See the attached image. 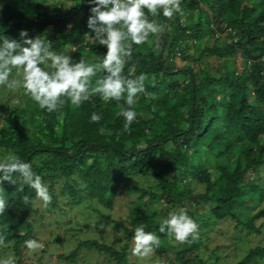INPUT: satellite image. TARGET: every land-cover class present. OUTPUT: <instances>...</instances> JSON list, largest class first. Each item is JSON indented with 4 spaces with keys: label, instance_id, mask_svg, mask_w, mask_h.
Returning <instances> with one entry per match:
<instances>
[{
    "label": "trees",
    "instance_id": "trees-1",
    "mask_svg": "<svg viewBox=\"0 0 264 264\" xmlns=\"http://www.w3.org/2000/svg\"><path fill=\"white\" fill-rule=\"evenodd\" d=\"M91 6L87 0H6L0 7V44L4 38L21 40L19 33L26 29L32 38L47 35L53 50L73 61L81 55L89 62L101 60L107 48L92 39L95 33L87 26ZM181 6L183 17L177 14L170 21L162 13L149 14L172 29L159 37L158 52L148 44L133 46L125 72L135 64L136 75L143 72L148 78L145 93L136 98L138 117L130 133L117 115L126 107L123 100L105 103L95 96L79 107L67 103L49 113L21 87V102L5 103L0 159L11 152L31 163L53 205L59 203L60 186L69 206L97 201L113 209L122 183L152 178L149 185L129 187L136 197L130 199L128 217L114 219L95 208L122 230L120 247L81 240L71 253L57 255L68 264H79L83 247L104 253L107 264H133L137 227L161 240L154 255L140 258L139 264H233L217 253L213 260L202 254L204 239L226 219L246 237L258 238L235 264L264 262V0H182ZM208 58L222 63L215 68ZM93 112L102 115L99 123L91 122ZM158 160L160 167L151 172ZM247 174L251 177L244 182ZM18 187L4 183L9 207L0 215V232L7 237L4 245L18 256L17 264H27L25 241L36 238L31 217L38 210L22 202L35 191L25 186L21 193ZM252 199L259 203L249 210L245 205ZM148 202L154 205L138 211ZM181 208L198 223L200 238L173 245L159 226Z\"/></svg>",
    "mask_w": 264,
    "mask_h": 264
},
{
    "label": "clouds",
    "instance_id": "clouds-1",
    "mask_svg": "<svg viewBox=\"0 0 264 264\" xmlns=\"http://www.w3.org/2000/svg\"><path fill=\"white\" fill-rule=\"evenodd\" d=\"M87 3L92 5L87 21L88 28L95 33L92 39L107 48L101 60L89 62L81 55L78 61H73L70 55L54 51L47 35L32 38L28 30H21V40L4 38L0 44V87L13 90L22 87L41 110L49 113L60 112L67 103L79 107L95 96L105 103L123 100L126 107H121L117 115L125 121L124 132L130 133L131 125L138 117L134 107L136 98L145 93L148 78L143 72L136 75L135 64L125 72L133 55V46L148 44L158 52L159 37L172 29L170 24L149 19V14L156 18L162 13L169 21L177 14L183 17L182 0H87ZM238 57L241 58V55L238 54ZM148 99L155 97L148 95ZM102 118V115L93 112L91 122L99 123ZM6 181L19 185L18 192L23 193L25 186L35 191L33 198L22 197L25 205L35 207L42 202L44 207H48L52 202L47 185L33 171L32 164L9 152L0 161V215L9 207L4 188ZM159 231L174 237L181 244H191L200 238L198 223L184 208L170 212L168 218L161 222ZM6 239L5 233L0 232V245H4ZM133 244L132 254L146 259L154 255L161 240L143 227H137ZM25 245L29 253L43 247L36 239L26 240ZM0 264H15V261L0 259Z\"/></svg>",
    "mask_w": 264,
    "mask_h": 264
},
{
    "label": "rangeland",
    "instance_id": "rangeland-1",
    "mask_svg": "<svg viewBox=\"0 0 264 264\" xmlns=\"http://www.w3.org/2000/svg\"><path fill=\"white\" fill-rule=\"evenodd\" d=\"M5 2L6 0H0V5H3ZM207 60H209V58ZM210 60L214 61L215 68L219 67L222 63V60L220 59L214 60L211 58ZM21 89L22 88L13 90L6 87H0V121L5 119L6 113L9 109L5 103L15 105L21 102ZM0 161L2 160L0 159ZM158 162L152 164V168H150L151 172L160 167V162ZM250 177V174H247L243 178L244 182H247ZM150 180H152V178L139 176L122 183L120 199L113 209L106 208L97 201L78 202L69 206L67 202L64 201L63 195L60 193L61 187L57 186L58 205H53V202H51L48 207H44L42 202H38L34 207V210H38V212L31 217V220H34L36 227V238L34 237V239L41 242L43 247L33 253H29V250L25 249L24 258L26 263L68 264L66 260L57 258V255L61 252H64L65 254L71 253L77 247L78 242L85 239H98L99 241H106L112 245L120 247V241L118 242L117 240H122V230L109 220L102 219L96 212L95 208L103 214L112 215L114 219L128 217L131 208L130 199L136 197L135 192L133 193L129 191V187L133 184L149 185ZM262 181L264 183V177L262 178ZM127 196L128 198H126ZM258 203V199H252L245 205V208L251 210V208L253 209ZM146 204H141V208L138 211L144 212L148 206L154 205H151L149 202ZM235 225L236 222L229 219L218 221L214 230L210 232L209 238L204 239V243L202 244V254L205 258L213 260L216 255L215 253H217L222 255L224 259L223 261L235 264L238 263L251 244L257 243L258 238L256 235L252 237L249 235L246 237L247 233L244 230H240V228H236ZM58 236L61 237L57 241L55 239ZM169 241L173 245H176L178 242L174 237H170ZM236 241L239 242V244H236ZM47 244H49V246H55L58 251L49 258L48 262H45L44 259L40 261V258H44L46 252L43 251V248ZM0 255L2 259H13L15 264H17L18 256L10 247L8 248L7 245H0ZM104 256V253L101 254L93 248L90 249L83 247L80 249L78 255V263L107 264L104 262ZM139 260L140 258L133 256L132 263L139 264ZM259 264H264V262L261 261Z\"/></svg>",
    "mask_w": 264,
    "mask_h": 264
},
{
    "label": "water",
    "instance_id": "water-1",
    "mask_svg": "<svg viewBox=\"0 0 264 264\" xmlns=\"http://www.w3.org/2000/svg\"><path fill=\"white\" fill-rule=\"evenodd\" d=\"M57 248L55 247V246H53V245H50L49 247H48V250L46 251V253H45V255H44V261L45 262H48V260H49V258L52 256V255H54V254H56L57 253Z\"/></svg>",
    "mask_w": 264,
    "mask_h": 264
},
{
    "label": "built area",
    "instance_id": "built-area-1",
    "mask_svg": "<svg viewBox=\"0 0 264 264\" xmlns=\"http://www.w3.org/2000/svg\"><path fill=\"white\" fill-rule=\"evenodd\" d=\"M180 54V53H179Z\"/></svg>",
    "mask_w": 264,
    "mask_h": 264
}]
</instances>
